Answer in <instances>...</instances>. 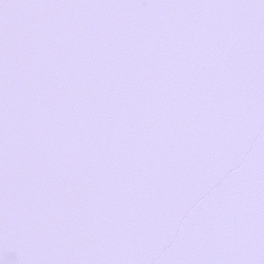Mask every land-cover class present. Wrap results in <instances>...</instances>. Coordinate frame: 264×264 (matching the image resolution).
I'll return each mask as SVG.
<instances>
[{"label": "snow or ice", "instance_id": "obj_1", "mask_svg": "<svg viewBox=\"0 0 264 264\" xmlns=\"http://www.w3.org/2000/svg\"><path fill=\"white\" fill-rule=\"evenodd\" d=\"M0 264H264V0H0Z\"/></svg>", "mask_w": 264, "mask_h": 264}]
</instances>
